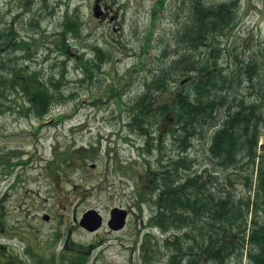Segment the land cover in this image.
<instances>
[{"label":"rangeland","instance_id":"374dc122","mask_svg":"<svg viewBox=\"0 0 264 264\" xmlns=\"http://www.w3.org/2000/svg\"><path fill=\"white\" fill-rule=\"evenodd\" d=\"M95 1L28 0L22 10L27 11L25 22L15 26L22 34L30 33L36 25H25L28 19H42L36 38L43 40L34 71L41 70L44 83L53 80L59 87L50 85L58 100L41 117L32 114L28 99L21 94L11 93L9 102L0 108V257L4 260L12 256L24 264H78L80 249L65 248L69 234L77 245L93 246L83 255L85 264H165L168 260L165 241L174 237L173 224L166 233L156 224L149 227L148 221L159 207L133 205L134 181L147 172L150 164L146 161L152 158V167L158 164L156 152L142 155L145 138L129 127L131 104L147 92L152 73L169 64L180 50L202 61L210 51L200 47L188 50L178 41L185 23L191 22V0H165L163 6L158 5L159 0H103V5H111L117 13L116 21L95 17ZM206 1L219 4L230 0ZM239 5L236 27L215 43L220 49L214 55L227 70L258 59L264 52V0H239ZM19 7V0H0V30L11 26L17 11L22 12ZM67 14L77 15L80 24L78 35L70 32L66 37L75 53L69 55L57 49L61 41L56 39ZM7 51L1 56L6 61L11 55L21 57L20 51ZM99 53L109 55L101 70L96 67ZM84 65L94 74L91 81ZM188 76L178 75L171 90ZM243 85L239 96L256 104L261 110L258 114L264 116V83L254 82L253 91L248 82ZM172 94H155V106L170 101ZM261 123L258 153L264 152ZM158 129L154 127L155 144L164 141L162 146L171 150L172 136L164 132V138L159 137ZM215 131L216 127L208 128L205 139L192 141L193 155L194 150L209 149ZM245 160L239 166H246ZM236 168L231 183L222 182L225 177L220 176L224 185L218 196L234 193L236 200L244 201L250 193L245 173ZM148 181L145 177L139 183ZM114 207L132 210L121 231H112L107 225ZM90 209L105 219L94 232L79 225ZM174 213L178 215L179 209L174 208ZM170 214L174 216L171 210ZM148 230L164 234L145 242ZM6 246L9 249L5 250ZM234 263L241 264L238 258Z\"/></svg>","mask_w":264,"mask_h":264},{"label":"trees","instance_id":"16d2710c","mask_svg":"<svg viewBox=\"0 0 264 264\" xmlns=\"http://www.w3.org/2000/svg\"><path fill=\"white\" fill-rule=\"evenodd\" d=\"M164 1L159 0L158 5L163 6ZM191 1V22L185 23L178 41L182 45L185 43L188 50L206 48L210 54L202 61L201 57L188 52L182 54L180 50L169 64L152 73L147 92L131 104L130 127L146 139V148L151 150L154 147L152 135L155 126L164 132V125L173 122L170 131L177 140L189 146L193 138H205L206 129L217 125L210 150L218 158L220 167L225 169L224 174L228 175L224 180L231 183L230 173L226 172L229 167H233L234 171L237 167L236 170L245 173V187L250 194L244 201L236 200L234 193L227 197L220 195L212 203L206 200L205 190L198 200L196 182L188 183L186 207L188 212L193 210V218L188 213L186 219L192 224L193 230L187 232L185 243L178 234L174 235L173 241H165L170 251L165 264H203L208 259L216 264H233L235 258L241 264L244 258L247 264H264V152L258 153L264 116L258 114L261 110L256 104L238 94L243 82H248L252 91L254 82L264 83V52L258 59H248L240 66L236 64L232 72L226 71L214 55L220 49L215 43L219 42L221 36H229L236 27L239 0L219 4H211L206 0ZM64 23L65 32L72 31L78 35L80 24L77 15L67 14ZM9 36L0 32V48L8 46L12 40ZM104 58L109 59V55L98 54L99 70ZM3 68H6V63L0 58V104H7L13 91L20 94L23 90L32 100L31 110L41 117L58 100L50 90V85L59 87L53 80L44 83L39 76H32L23 81L17 70L6 73ZM87 69L85 71L91 79L92 70ZM180 74L189 75L190 81L185 85L180 82L176 89L171 90L170 84L178 82ZM165 91L173 93L170 101L155 106L153 96ZM223 111L225 114L220 116ZM162 145L161 149L164 148ZM244 159L246 166H239ZM217 183L221 189L223 185L219 177ZM171 212L174 217L163 210L153 223L163 228L170 224L179 225V214ZM200 216L201 222L198 221ZM85 253L80 252L78 264H85L82 259ZM0 264L24 263L0 258ZM144 264L150 263L146 261Z\"/></svg>","mask_w":264,"mask_h":264},{"label":"flooded vegetation","instance_id":"af4514ba","mask_svg":"<svg viewBox=\"0 0 264 264\" xmlns=\"http://www.w3.org/2000/svg\"><path fill=\"white\" fill-rule=\"evenodd\" d=\"M110 10L112 11V9ZM111 11L105 10L104 17L112 13ZM23 16L24 15L16 16L13 25L16 26L18 20ZM34 25H36V27L34 30L30 31V33L27 32L22 34V30H18V33L14 35L13 40L8 45V50L21 52V57L16 58V61H19L21 72L30 76H37L39 74V70L34 71V68L35 65L38 64L36 59H38L37 55L43 40L36 38L37 34L41 32V29L38 28V24L34 23ZM29 30H31L30 27ZM18 43L20 44L17 45ZM54 50H56V48H54ZM69 52L70 54H75L70 49ZM20 61L24 63L28 61L30 64H20ZM39 64L42 65V63ZM166 129L168 134H170L171 125H168ZM161 137H163V135H161ZM172 138L173 148L169 151L166 150V154H163L161 150H153L147 153L141 152L143 156L153 155V153L156 152V162L158 166L152 167L151 163L154 160L152 158L151 162L146 161L147 164H150V167H148L147 172L142 173L143 175L134 181V194L136 195V199L133 201V205L139 208L145 204L161 206L167 213L177 208L172 206H178L179 225H174L173 229L179 231V235L185 243L187 232L193 230L192 224L186 219L188 213L190 218H193V210L188 212L186 207L187 184L191 181H195L198 188V197L196 198L200 200L205 190L206 200H211V202L214 203L215 199L216 201L218 200V177L220 178V175L224 173L225 169L220 167L218 158L214 156L210 149L200 151L194 150L196 154L193 155L192 144L189 147H185L182 140L177 142L175 135H172ZM200 152L205 153V156L201 155L199 157ZM144 176L147 180L149 179L146 185L139 183L145 180ZM127 209L129 214H131V208ZM198 221H202L201 216L198 217ZM150 237L151 232H147L144 240ZM65 244L66 247L70 245L74 247V242L70 238L67 239ZM205 262L209 263L211 260L208 259L205 260Z\"/></svg>","mask_w":264,"mask_h":264},{"label":"water","instance_id":"95a60500","mask_svg":"<svg viewBox=\"0 0 264 264\" xmlns=\"http://www.w3.org/2000/svg\"><path fill=\"white\" fill-rule=\"evenodd\" d=\"M100 7L99 4H96L95 6V14L96 16H99L100 13L98 12L97 8ZM187 80H184V82H186ZM126 216H127V212L126 210H122L119 208H115L112 211V219L109 222V225L113 228V229H121L125 226V222H126ZM45 219H49V216L46 215ZM81 224L88 230L90 231H94L97 230L98 228H100V226L102 225V217L101 215L96 211V210H89L88 212H86L81 220Z\"/></svg>","mask_w":264,"mask_h":264}]
</instances>
